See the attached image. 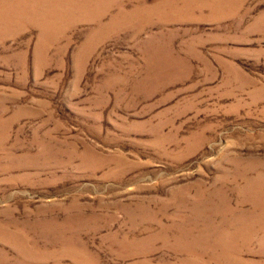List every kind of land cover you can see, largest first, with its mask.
<instances>
[{
	"label": "rangeland",
	"instance_id": "rangeland-1",
	"mask_svg": "<svg viewBox=\"0 0 264 264\" xmlns=\"http://www.w3.org/2000/svg\"><path fill=\"white\" fill-rule=\"evenodd\" d=\"M10 6L0 264H264V0Z\"/></svg>",
	"mask_w": 264,
	"mask_h": 264
},
{
	"label": "bare ground",
	"instance_id": "bare-ground-1",
	"mask_svg": "<svg viewBox=\"0 0 264 264\" xmlns=\"http://www.w3.org/2000/svg\"><path fill=\"white\" fill-rule=\"evenodd\" d=\"M19 0H0V6L1 5H3V4H6V5H11L10 7H12V5L14 4V6H15V3H17ZM38 2L40 1V0H37ZM169 1V0H168ZM21 2V1H20ZM47 3V2H46ZM54 3V2H53ZM139 3V2H138ZM84 4V3H83ZM140 4H143L142 2L140 3ZM39 5V4H38ZM122 6V5H121ZM22 7V6H21ZM49 7H50V5H49ZM123 7V6H122ZM20 8V7H19ZM27 8V10H26V15H24V16H29V13L27 12L28 10H29V8L28 7H26ZM7 9V8H6ZM12 9V8H11ZM5 10V9H4ZM17 10V9H16ZM24 10V9H23ZM54 10V9H53ZM7 11V10H6ZM9 11V10H8ZM13 11V10H12ZM45 11V10H44ZM23 12V11H22ZM71 12V11H70ZM10 13V12H9ZM18 13H19V11H18ZM5 14V13H4ZM17 14V13H16ZM18 15V14H17ZM23 15V14H22ZM47 15V14H46ZM12 16V15H11ZM41 16V15H40ZM16 17V16H15ZM33 17V16H32ZM42 18V17H41ZM44 21L42 22V23H40L39 24V28H41L42 30L41 31H43V30H46V29H48V27H45L44 25ZM46 26H47V24H46Z\"/></svg>",
	"mask_w": 264,
	"mask_h": 264
}]
</instances>
